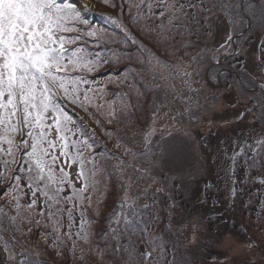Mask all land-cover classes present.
Returning <instances> with one entry per match:
<instances>
[{"label": "snow or ice", "instance_id": "obj_1", "mask_svg": "<svg viewBox=\"0 0 264 264\" xmlns=\"http://www.w3.org/2000/svg\"><path fill=\"white\" fill-rule=\"evenodd\" d=\"M101 2L111 12L100 15L118 31L91 24L87 0H0V264H48L21 240L34 233L46 251L67 264H87L89 258L95 264H205L193 259L205 227L202 218L177 201V193L207 171L203 157L193 165L188 152L190 125L199 122L190 94L208 47L199 42L213 37L221 14L231 19L233 32L251 28L241 8L258 21L264 37V5ZM232 42L228 34L212 49V58L219 62L221 53L224 58L242 54ZM259 45L260 71L256 78L248 76V84L259 89V99H250L264 122V38ZM239 63L247 73L246 62ZM149 93L150 109L144 105ZM164 108L169 111L162 113ZM93 125L108 141L114 139L115 151L106 144L103 152L97 150ZM227 158L228 195L223 202L214 197L213 206L233 209L259 179L245 206L259 205L255 219L264 223V130ZM241 161L243 178L236 175ZM257 169L261 175L253 176ZM142 181L147 187H140ZM115 186L116 206L96 232L100 208ZM214 187L211 181L204 184L200 204ZM223 215L217 219L223 221ZM215 245L224 249L223 264H264V232L244 241L217 239Z\"/></svg>", "mask_w": 264, "mask_h": 264}, {"label": "rangeland", "instance_id": "obj_2", "mask_svg": "<svg viewBox=\"0 0 264 264\" xmlns=\"http://www.w3.org/2000/svg\"><path fill=\"white\" fill-rule=\"evenodd\" d=\"M87 2L92 6L91 13L87 14L91 24L106 27L109 31H118L103 18V15H100L110 13V8L105 6L101 0H87ZM232 2H236V0H232ZM260 5H264V3L257 4V8H259ZM217 27H219L216 39L218 41H224L226 39L224 36L225 33L231 32L233 34L231 31V23H229L226 18L222 19V22L219 25H216V29ZM261 32L262 29L259 26H254L252 32L244 37V51L238 58L239 61L247 62L246 68L248 67L251 70L248 73L252 75L254 74L255 77H257V73L260 71L256 64V58L260 54L259 41L263 38ZM212 38L213 37L205 38L199 42L201 45L204 43L207 44V58L203 59L199 65L200 75L194 77L195 82L193 88L199 97V108L196 109V104H193L192 110L197 112L199 122L195 127H192V124L196 123L195 121L190 125L192 129V139L190 141V148L188 149V152L191 154L190 162L195 165L196 158L203 157V166L207 171L204 175L197 177L186 192L183 194L177 193V201L183 205L187 213H193L200 216L203 225L205 226L202 229L203 235L200 238L198 248L194 251L193 259L196 261L202 260L205 264H223L225 252L223 248L215 245L217 239L226 241L230 236L237 238L240 241H244L249 237L256 239L262 232H264V223H260L255 219V212L259 209V205L253 204L251 209L245 206V203L248 200L247 193H251L259 188V179L253 184L247 186L246 194L237 200L233 209L226 211L223 203L221 206L215 207L212 203L214 197L221 199L223 202L228 195L229 182L225 170L229 169L231 165L227 157L230 156L234 150H238L240 144H252L256 134L264 130V122L261 121V110L259 108L249 111L250 108L253 109V105L249 100L248 93L242 91L243 96L240 97V93L237 91L238 88L231 86L229 82L228 84H224L223 82V86H221V83L219 82H213L214 85H211L206 81L207 75L205 74L210 67L209 55L212 51ZM193 40L195 41L196 38L193 37ZM144 43L149 47H153L147 40H144ZM214 47L215 46H213V48ZM188 51L194 52L195 49H188ZM181 55L183 54L181 53ZM185 59H187V57H185ZM236 62L231 60V66L229 68L236 69ZM240 68L237 70L240 71ZM213 72L214 73L209 74L211 78L215 76V72H218V70L213 69ZM220 73L221 71H219L218 74ZM217 86L223 87L222 95L219 96L221 97L219 101L216 99L217 92L214 91ZM249 89L255 90L254 88ZM124 90L126 91L127 89ZM185 95L187 96L188 93H185ZM151 96L152 94L149 93L148 98L144 101V105L148 109L151 107L150 101L154 99L153 97L151 99ZM156 102L159 103L158 100ZM213 105H215V107H213ZM181 108H183V105H181ZM165 111L169 110L167 108L161 109L162 113ZM148 114L149 113L146 112L145 116ZM161 119L163 120V116ZM85 122L91 123L92 118L85 116ZM140 122L141 124L144 123L143 117H141ZM164 123H167V121H164ZM93 127H95L98 139L97 150L103 152L104 145L106 144L108 149L115 151V149H113V143L115 142L114 139L108 141L102 128L96 127L95 125H93ZM107 127L111 128L113 126ZM134 130L135 129H133V131ZM172 130L175 131V129ZM131 134L132 132L130 131L128 135L131 136ZM137 139L139 140V138ZM137 147H140L139 144ZM119 154L120 153H117V155ZM250 154L249 151V155ZM236 175L241 178L244 177L243 161H241L240 170ZM252 175L260 176L261 170H253ZM208 181L213 182L215 187L209 195L207 203L202 205L199 203L198 196L200 195V190L203 189L204 184ZM140 187H147V182L142 181ZM118 191V186H115L112 191L108 193L105 203L102 204L100 208V222L94 226L96 232H101L105 228V217L108 216L116 206V193H118ZM140 203L143 204L144 199H141ZM218 213H224L223 221L217 219ZM162 227L163 225H161V228ZM156 231L159 232L160 229L158 228ZM21 240L25 243V247L31 252H39L41 254L39 258L47 261L48 264H67L66 261L55 259L54 253L51 250L46 251L45 245L40 242V238L35 233L29 240L25 241V238L23 237H21ZM166 240L169 244L171 243L170 237L166 236ZM33 241L36 242L33 243ZM180 242L181 244L184 243L183 236L180 237ZM19 250L18 246V251ZM228 255L231 256L233 254L228 253ZM254 255L259 258L261 253L257 252L254 253ZM76 264H80V262L77 261ZM87 264H95V261L92 258H89Z\"/></svg>", "mask_w": 264, "mask_h": 264}, {"label": "trees", "instance_id": "obj_3", "mask_svg": "<svg viewBox=\"0 0 264 264\" xmlns=\"http://www.w3.org/2000/svg\"><path fill=\"white\" fill-rule=\"evenodd\" d=\"M243 1L244 0H236V2H239V3H243ZM254 3H255V5H259V3H264V0H257V1H253ZM235 3V2H234ZM246 3H248V0H245L244 1V4H246ZM240 13H241V15H244L245 16V20L246 21H248L249 20V22H250V24L252 25L251 26V28H249L248 30H247V26L245 27V28H243V29H238L237 28V30L235 31V32H233V25H232V23H231V19L229 18V17H227L226 15H224V14H221V16H220V18L218 19V20H216L215 21V25H214V27H213V33H214V35H213V38L211 39V50L213 49V46H215L214 48H216V47H218L222 42H224V41H218V40H216L217 39V34H218V29H219V27H217V29H216V25H219L221 22H222V19H224V18H226L227 20H228V22L229 23H231V31L233 32V34L230 32V33H225V37L228 35V34H232L233 35V39L238 35L239 37L235 40V44H236V51H238L239 49H244V47L245 46H243L244 45V37L247 35V34H249L250 32H252V29L254 28V26H258V21L257 20H253L250 16H248L247 15V13H245L244 11H243V8H241V10H240ZM223 15V16H222ZM247 30V31H246ZM264 38V37H263ZM217 41V42H216ZM216 45H215V44ZM233 50H234V45H233ZM244 51V50H243ZM223 53H221V55H222ZM243 54V53H242ZM242 54H240V55H237V56H235V57H229V58H225L224 60H222L220 63H218L213 69H217L218 70V72H215V74L216 73H219V71H222V70H227V71H224V72H222V81H221V86H223V82H224V84H228V82L230 83V85L231 86H234V87H236V88H238V92L240 93V97H242L243 95H242V91H244L245 93H250L249 91H246V90H243V86L244 85H247V90L249 89V88H253V86L252 85H250V84H248V76H252L253 78H256L255 77V75L253 74H249L248 72L249 71H251L248 67H247V73H245L244 71H243V69L242 68H240V65H239V62H236V61H239L238 60V58L242 55ZM205 58H207V55H206V57ZM209 58H210V64L209 65H211L212 63H213V61H215V59H213L212 58V51H211V53H210V55H209ZM231 60H233L234 62H236V69H231V68H229L231 65H230V63H231ZM247 63V62H246ZM239 68H240V71H238L239 70ZM213 69H212V71H211V74L212 73H214L213 72ZM238 69V70H237ZM237 75L239 76V78L243 81V85H241L240 83H239V81H238V79H237ZM256 83H259L260 81H258V80H256L255 81ZM221 86H217L216 88H215V92H217L216 93V99L219 101V99H221V97H219L220 95H222V89H223V87H221ZM255 89H257V88H255ZM189 95V94H188ZM191 96H192V105L193 104H196V109H197V104H198V99H199V97L197 96V94H196V92H194V93H192V94H190ZM253 95H255L256 96V98L257 99H259V89L258 90H256L255 92H253V93H251V96H253ZM151 99H152V96H151ZM218 101H217V103H218ZM251 101V100H250ZM195 126H197V122L196 123H194V124H192V127H195ZM135 131V130H134Z\"/></svg>", "mask_w": 264, "mask_h": 264}, {"label": "flooded vegetation", "instance_id": "obj_4", "mask_svg": "<svg viewBox=\"0 0 264 264\" xmlns=\"http://www.w3.org/2000/svg\"><path fill=\"white\" fill-rule=\"evenodd\" d=\"M224 71H227V70H222L221 73H220V75H222V72H224ZM237 79H238L239 83H240L241 85H243V84L241 83L242 80L239 78L238 75H237ZM217 82H219V81H217ZM219 83H221V82H219ZM221 84H222V83H221ZM221 84H220V85H221ZM256 90H258V88L255 89V90H253V89H248V91L250 92V93H249V100H251L250 98L252 97V96H251V93L255 92ZM253 110H254V109H252V108L249 109V111H253Z\"/></svg>", "mask_w": 264, "mask_h": 264}, {"label": "bare ground", "instance_id": "obj_5", "mask_svg": "<svg viewBox=\"0 0 264 264\" xmlns=\"http://www.w3.org/2000/svg\"><path fill=\"white\" fill-rule=\"evenodd\" d=\"M221 77L222 76L220 74L216 73L215 76L212 78L209 76V80L210 82H217V81L221 82L222 81Z\"/></svg>", "mask_w": 264, "mask_h": 264}]
</instances>
